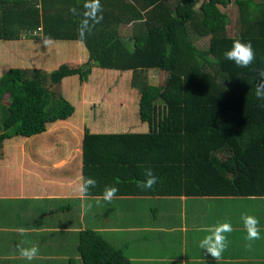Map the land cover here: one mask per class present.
<instances>
[{
	"label": "trees",
	"instance_id": "16d2710c",
	"mask_svg": "<svg viewBox=\"0 0 264 264\" xmlns=\"http://www.w3.org/2000/svg\"><path fill=\"white\" fill-rule=\"evenodd\" d=\"M136 1L142 3L140 7L127 1L108 2L109 6L110 3L116 4L120 10L111 13L104 9L105 0H99V10H94V0H39V8L35 2L0 0V39L12 40L8 46L16 41L20 45H30L35 53L32 60L23 65L7 66L5 61L0 69V151L3 153V141L14 136H22V139L40 136L26 140L30 151L39 140L51 144L42 132L61 125L58 129L69 133L63 138H75L71 141L73 145L81 139L78 130L83 129L81 150L85 152L91 146L94 154L101 158V152L111 150L108 146L101 148L102 145L95 143L98 141L95 136L87 135V128L93 129L94 122L88 120L86 113L89 115L94 113L93 109L95 112L100 110L99 105L111 107L101 119L104 124L106 120L109 122L122 115L120 106H132L134 110L138 109L136 113L141 121H148L154 107L167 102V97L172 100L176 96L180 105L178 109L186 115L189 127L195 125L192 118L195 119L199 108L219 127L221 141L216 148L206 150L210 143L205 138L206 145L203 143L205 146L199 150L184 149L182 153L186 152L187 156L182 161H174V168L169 162L150 164L149 161L145 168H151L158 179L148 190L137 187V182L144 179L142 171L145 169L138 160L131 161L133 165L126 172L129 178L123 181L117 177L118 173L125 175L126 161L122 155L115 159L113 154H108L112 155L108 161L113 165L101 162L82 165L81 182L87 177L97 180V186L90 189L89 195H102L105 185L98 176L107 173L106 186L117 187V194L129 196L128 193L133 192L116 206L120 209L141 205L139 196L157 194L264 197V100L255 95L257 73L253 70L264 69V0ZM231 3L237 7L240 21L233 36L224 33L229 17L222 10ZM132 19L142 22L141 32L123 40L117 34V23ZM33 30L37 32L32 33ZM23 32L24 37H21ZM80 32H84L83 38ZM190 35L208 36V46L199 48L191 41ZM39 37L41 41H37ZM236 39L252 44L255 60L248 68L237 67L234 62L224 59V51L231 48ZM68 40L81 42L87 50V59L74 66L66 60L49 62L50 54H62L68 49L61 43ZM79 53L83 56V50ZM150 68L167 72L162 85L140 80V72ZM127 72L128 75L123 74ZM121 73L125 76L126 87L127 81L130 84L127 92L123 88L111 90L105 94L104 101L101 100L103 93L96 90L97 81L103 80V75H110L114 76L116 83ZM122 79L117 80L121 87ZM69 81L83 85L84 91L88 85L91 89L75 93L69 90ZM54 85L60 88H51ZM72 93H78L75 100L71 99ZM6 95L8 98L4 103ZM116 124L121 125L118 121ZM67 128L69 131L64 130ZM99 136L104 141L105 137H101L104 135ZM112 136L115 138L106 140V143L114 150L119 146L120 137ZM33 140H36L34 144ZM67 140L63 139V143L70 141ZM247 166L250 170L246 178L243 172ZM75 199L68 198L63 206L71 207ZM77 232L78 244L72 255L76 253L78 258L71 256L67 262L140 264L126 257V246V249L114 246L99 230L86 226Z\"/></svg>",
	"mask_w": 264,
	"mask_h": 264
},
{
	"label": "crops",
	"instance_id": "0c3cea01",
	"mask_svg": "<svg viewBox=\"0 0 264 264\" xmlns=\"http://www.w3.org/2000/svg\"><path fill=\"white\" fill-rule=\"evenodd\" d=\"M105 1L104 9L111 13H118L120 10L116 4L113 6L110 3L109 6L108 2L127 1L132 2L135 7L142 4L136 0ZM132 23L142 25L141 21L134 19L117 23V34L121 39L128 40L133 35L123 37L119 33V27ZM41 40V37L37 39ZM11 41L0 39V52L3 53L5 48L9 50L11 46L7 43ZM71 50L79 62L87 59V50H83V56L80 55L78 46ZM3 62L5 61L1 58L0 69ZM20 137L22 136L4 140L3 153L0 151V264H71L66 261L67 258H78V254L72 255L76 244L74 239L77 240L75 233L86 226L104 233L116 247L127 248L124 252L126 257L140 264H264V197L139 196L151 201L146 206L150 208V212L140 211L133 220H129L120 214L123 213V207L112 209L129 196H116L108 203L102 199V195H88L81 199L79 191H76L79 188H75L76 195H71L70 168L64 166L59 174L55 173L57 168L52 165L55 162L47 157L52 152L39 153L42 147H50V143H41L40 140L36 143L33 140L31 142H35V146L30 151L26 149L27 144L24 145V142L40 136L32 135L24 139ZM7 147L14 149L7 150ZM37 147H40L39 151ZM38 183L43 187L37 189L41 186ZM68 198L76 199L71 207L66 208L63 204H67ZM208 198L230 201L224 208L228 212L217 214L215 219L210 216L205 218L206 213H212L211 208H205L200 215L195 201L199 199L200 204H206L203 199ZM247 200L252 206H244ZM235 201H239V204ZM245 213L259 220L260 239H245L246 232L241 220ZM141 216L147 217L143 219ZM222 222H230L233 231L226 234L227 248L221 258L215 261L200 249L199 241L205 233L198 229ZM21 228L25 230L24 235L18 231ZM32 245L39 248L38 257L33 260L21 258L20 248Z\"/></svg>",
	"mask_w": 264,
	"mask_h": 264
},
{
	"label": "rangeland",
	"instance_id": "374dc122",
	"mask_svg": "<svg viewBox=\"0 0 264 264\" xmlns=\"http://www.w3.org/2000/svg\"><path fill=\"white\" fill-rule=\"evenodd\" d=\"M200 1L201 0H199V2ZM222 10L227 12L228 17H229V22L226 26L224 33L229 36H233L237 33L239 29V25H240L237 7L233 3H231L227 5L226 7L222 8ZM141 29H142V25H140V23H132L131 25L130 24L122 25L121 27H119V33L123 37H130L131 35H135V34H138V32H141ZM23 35H24V32L21 34V37H24ZM190 39L199 48H205L208 46V36L198 37L195 35H190ZM28 41L29 40H27L26 42ZM28 43H31V42H28ZM61 43L63 44V46L68 47L69 50L64 49L62 54H54V53L50 54L48 56L49 62L53 60H57V62L58 60H66L70 65L74 66L80 60L76 58L77 56L73 53L71 49H76V47L78 46L80 48L79 52L81 50H84V52H86L84 45L79 41H73V42L63 41ZM9 48H10L9 50L8 48H5L4 52L0 54V59L3 58V61H6L8 63L7 66L12 65V64L13 65L15 64L23 65L26 62H29L30 60H32V57L35 54L33 52L34 50L31 49L32 47H30V45L24 46V45H20V43L15 42ZM55 57H58V58H55ZM123 74L128 75L129 72L123 73ZM166 74L167 72L165 70L164 71L155 70V69L142 70L140 72V80L148 82L150 84L162 85L166 77ZM121 75L122 73L120 74L119 79L123 78L121 80L123 82L122 87L121 85H118L117 83V80L119 79L116 80V83L114 82L115 81L114 76L103 75L105 77L103 80L101 81L96 80L97 81L96 90L99 92V94L103 93L101 100L104 101L105 94L111 90L115 91L119 88H123L127 92V87H130V84L127 81V87H126L125 76L124 75L121 76ZM68 83H69V90H72L75 93L76 92L79 93V91L82 93V92L89 91L91 89L90 85L88 86L84 85L86 86L85 91H84L83 85H80L74 81H69ZM57 86L54 85V86H51V88L58 90L59 86L58 87ZM78 93L76 95H78ZM76 95L72 93L71 99L75 100ZM7 98H8L7 95L4 96L3 98L4 103H6L5 101H7ZM167 98H168L167 102H164L161 105L153 108L152 116L148 121H141L138 113H136V110H134L132 106L130 107H127V106L124 107V105L123 107L120 106V109H122L121 110L122 115L117 117V119L114 118L115 120L110 117V119L112 120H110L109 122L106 120L104 124L102 123L101 119L105 116V113H106L105 111H107V109L108 110L111 109V107L102 108L101 107L102 105H99L100 110H97L95 112V110L93 109L94 113H90L89 115L86 113L88 120L89 121L93 120L94 122L93 129L91 127L87 128L88 129L87 135L89 137L95 136L94 139L95 140L98 139V141H96L95 143L102 145L101 148H104L105 146L110 147L111 151H108L107 149L106 151L101 152L103 153V156L100 155L101 158L99 156H96V154H94L95 152L92 149H90L91 146L89 148L90 150L88 149L85 152L81 150L80 145L84 139L83 135H85V132L83 129L82 131L78 130V137H81V139L79 138L78 141H76L73 145L71 141L72 140L75 141V138L74 137L63 138L65 135H69V133L63 132L62 129H58L61 125H57L56 128L54 127L48 128V130L45 131L47 140L51 141L50 147L49 146H46L45 148L42 147L43 149L41 150H40V147L39 148L37 147V151L40 150L39 153L40 152L42 153V151L52 152V155L49 153L47 157L51 161L55 162V164L54 163L52 164L55 168H57L55 173L59 174L64 166H67L68 168H70L71 177H69L70 178L69 182L71 183V192H72L71 195H76L75 188H79L78 185L82 183L81 178L84 172V171L83 172L81 171L82 165L87 164V162L88 164H94L97 162H101L100 164L109 163L113 165L111 161H108L112 157V155L109 156L110 154H113V158L115 159L120 158L119 156L122 155L123 156L122 159L126 161L124 169H123L125 170V175H123L122 173H118V177H117V179L126 181L129 178V175H127L126 172L128 171L129 167L133 165L131 163L132 160L133 161L138 160L140 165L144 168L147 165L146 163H149V161H150V164H152L155 161L169 162L168 164H171V167L174 168L175 167L174 161L176 162V160L178 159L182 161L187 156L186 152L182 153L184 149L186 151H187V148H189L190 150H199L200 147L206 145L205 142H203L205 138L210 143L209 146L206 145L205 147L206 150L216 148V146L221 141V137H220L221 131H219L220 130L219 127H217L212 121H210L208 118L204 116L205 114L201 113L202 108H199V110L195 113V119L192 118V120L196 121L195 125L189 127L187 125L188 120H186V115H184V113L182 114L181 109H178L179 108L178 106L180 105H179V100L177 99V97L173 96V98H171L172 100H170L169 97ZM158 101H162V100L159 99ZM115 108L118 109L119 107H115ZM95 109L97 108L95 107ZM176 109H178V111ZM127 111H130L131 113ZM137 112H138V109H137ZM117 121L121 125H117L116 124ZM213 126L215 127V130L212 129ZM64 130L69 131L68 128ZM106 130H109V131L106 132ZM193 130L194 132H192ZM70 133L73 134L72 129L70 130ZM215 133H217L219 136ZM100 134L104 135V136H101V137H105L103 139L104 141L100 139V136H99ZM58 135H60V137H58ZM112 135L116 137L117 136L120 137V139L118 140L119 146H116L115 149L113 148L114 150H112L111 149L112 147L107 145L106 143V140L108 139L112 140V138L113 139L115 138ZM63 139H68L70 141L67 140L68 142L65 144L63 143ZM203 143L205 145H203ZM25 144L26 142H24V145ZM8 147L6 148L7 150L14 149V148L8 149ZM26 149H28L27 145H26ZM85 155H87V158H85ZM198 155L201 156L199 153ZM80 156L81 158H79ZM77 161H78V165H77ZM135 163H137V161H135ZM184 169H186V167H184L183 170ZM249 170H250V166H247V169H245L243 172L244 177L246 178L249 177ZM142 173H144V170L142 171ZM133 174L134 173H132V175ZM132 175H130V177ZM98 178L101 179V182H103L105 186L108 185L105 182V180L108 178L107 173L100 174ZM112 182L113 181H111V183ZM39 185L41 184L38 183V186ZM41 187H43V185H41L40 187H37V189ZM131 190H132V187H131ZM76 191H78V189ZM132 193H133L132 191H130V194L128 193L129 197L132 195ZM163 195L164 194H162V196ZM116 196L124 197L126 195L116 194ZM141 200H142L141 205H138L137 207H129L127 210H126L127 207L126 208L123 207V213H120V214L124 215L125 217H128L129 220H133L135 216L138 214V212L140 211H146L149 213L150 208L146 206L151 201L149 199H141ZM175 201L178 202L177 200ZM200 201L202 200L200 199ZM189 202L190 201H187V203ZM195 202L197 203L196 207L201 213L205 210V208L212 209V213L211 212L206 213L205 218L206 216H210L211 218L215 219L216 216H218L217 214L223 215L228 212V210L226 211L224 209L228 205L227 200L207 199L205 200V202H207L206 204H200L199 199H196ZM235 202L237 205L239 204V201H235ZM249 203L250 201L247 200L244 206L245 207L252 206V204L251 203L249 204ZM261 204L262 203H259V205ZM112 209H116V206H114ZM263 209H264V204H263ZM116 214H118V211L116 212ZM145 217L147 216H141V218L143 219H145ZM74 240L76 242L75 244L76 246L78 244V241L76 239Z\"/></svg>",
	"mask_w": 264,
	"mask_h": 264
},
{
	"label": "clouds",
	"instance_id": "9594fccd",
	"mask_svg": "<svg viewBox=\"0 0 264 264\" xmlns=\"http://www.w3.org/2000/svg\"><path fill=\"white\" fill-rule=\"evenodd\" d=\"M40 4L39 0L36 2ZM35 2V4H36ZM36 7H40L37 6ZM99 0H94V10H99ZM36 31L37 30H33ZM81 38L84 37V32H80ZM224 59L234 62L237 67L248 68L255 60V53L251 42H243L239 39L233 41L231 48L227 49L223 53ZM257 73V85L255 95L257 99L264 100V69H253ZM157 177L154 175L151 168L144 169V179L137 182V187L142 190H148L155 186L157 183ZM97 186V180L92 177L83 178V182L80 185L78 191L80 198L84 199L89 195L90 189ZM119 189L115 186H105L102 192V199L108 203L116 197ZM82 207H84L82 205ZM90 207V205L88 206ZM241 220L243 221V228L246 232L245 239L247 241H254L260 239V230L258 228L259 220L252 215L242 214ZM204 232L205 235L199 241V247L207 255H210L215 261H218L222 253L227 248V235L233 231V227L230 222L217 223L215 225L206 226L198 229ZM21 235H24L25 230L23 228L18 230ZM250 246V245H248ZM39 248L36 245L31 247L20 248V257L27 260H33L38 257Z\"/></svg>",
	"mask_w": 264,
	"mask_h": 264
},
{
	"label": "built area",
	"instance_id": "2783aa9c",
	"mask_svg": "<svg viewBox=\"0 0 264 264\" xmlns=\"http://www.w3.org/2000/svg\"><path fill=\"white\" fill-rule=\"evenodd\" d=\"M24 1H27V2H36V0H24ZM36 5L39 6V3L38 1L36 2ZM40 28L38 27L37 30H39ZM36 31H33L32 33H35Z\"/></svg>",
	"mask_w": 264,
	"mask_h": 264
}]
</instances>
